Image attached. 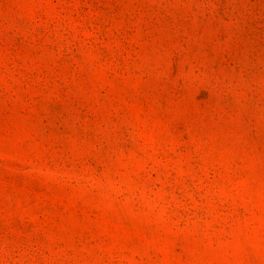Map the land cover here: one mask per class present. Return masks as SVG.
<instances>
[{"label": "rangeland", "instance_id": "obj_1", "mask_svg": "<svg viewBox=\"0 0 264 264\" xmlns=\"http://www.w3.org/2000/svg\"><path fill=\"white\" fill-rule=\"evenodd\" d=\"M0 264H264V0H0Z\"/></svg>", "mask_w": 264, "mask_h": 264}]
</instances>
